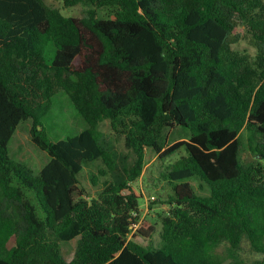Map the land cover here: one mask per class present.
Instances as JSON below:
<instances>
[{"label": "trees", "instance_id": "16d2710c", "mask_svg": "<svg viewBox=\"0 0 264 264\" xmlns=\"http://www.w3.org/2000/svg\"><path fill=\"white\" fill-rule=\"evenodd\" d=\"M63 2L90 8L66 17L45 0H0V264H246L244 243L264 255V0ZM244 37L253 59L234 49ZM61 91L87 128L52 141L43 119ZM27 120L50 157L36 176L10 156ZM176 126L190 137L163 151ZM181 148L160 173L172 192L160 244L135 241L155 231L146 221L128 239L146 150L164 161ZM97 161L105 181L88 200L79 175ZM76 238L67 261L61 242Z\"/></svg>", "mask_w": 264, "mask_h": 264}, {"label": "rangeland", "instance_id": "374dc122", "mask_svg": "<svg viewBox=\"0 0 264 264\" xmlns=\"http://www.w3.org/2000/svg\"><path fill=\"white\" fill-rule=\"evenodd\" d=\"M50 6H53L61 11L66 17H82L85 12L90 8L87 4H79L74 7H65L63 0H45ZM99 18H111L114 12L111 8L97 9ZM234 49L242 54H247L251 59L256 55V49L252 46L248 38H243L234 45ZM44 126L52 141L64 140L67 137L75 136L87 128V123L76 111L69 96L61 91L59 92L53 102L52 110L47 117L43 119ZM32 121L27 120L22 122L16 132L14 133L10 143V156L16 161L23 163L32 170L36 176L41 169L49 162L50 157L48 154L40 150L32 141L30 130ZM102 131L111 133L110 124L108 121L100 125ZM190 137L189 130H184L180 127L167 128L164 131L161 145L163 151L172 146L173 144L181 141H186ZM187 153L184 148H181L171 157L160 160V156L153 149L146 150V165L143 175L140 179L132 184V189L142 197L140 198V209L145 214L146 222L154 226L155 231L149 238L138 235L135 241L142 245L158 246L160 244L161 232V217L169 212V195L172 193L170 187L160 179V173L165 170L168 164L174 163ZM243 157L245 160H250L251 154L244 152ZM103 168V163L97 161L95 163L86 165L79 175L80 188L85 191V197L88 200L97 198L103 189L105 178L99 175L100 170ZM94 176L99 177L97 184L92 181ZM194 190L199 194L207 195V189L201 191L199 189V182L196 179L189 180ZM155 197V200H151ZM148 209V210H147ZM41 214V212H40ZM79 238L71 241L61 242V250L64 258L71 261L74 257ZM14 243L12 240L10 246ZM225 246L219 249L220 253L225 252ZM240 257L246 264H251L255 261L262 260L264 255L256 254L251 249L248 243H244L239 253Z\"/></svg>", "mask_w": 264, "mask_h": 264}, {"label": "built area", "instance_id": "2783aa9c", "mask_svg": "<svg viewBox=\"0 0 264 264\" xmlns=\"http://www.w3.org/2000/svg\"><path fill=\"white\" fill-rule=\"evenodd\" d=\"M151 200H155V197H151ZM148 210V209H147ZM144 211L140 209V212H137L134 214V217L136 218V222H134L130 226V234L128 239H132L133 236L143 227L145 220V214L143 213Z\"/></svg>", "mask_w": 264, "mask_h": 264}]
</instances>
